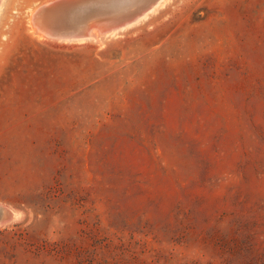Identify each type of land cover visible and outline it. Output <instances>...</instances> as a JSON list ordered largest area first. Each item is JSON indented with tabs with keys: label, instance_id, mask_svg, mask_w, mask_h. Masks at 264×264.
Returning a JSON list of instances; mask_svg holds the SVG:
<instances>
[{
	"label": "rangeland",
	"instance_id": "obj_1",
	"mask_svg": "<svg viewBox=\"0 0 264 264\" xmlns=\"http://www.w3.org/2000/svg\"><path fill=\"white\" fill-rule=\"evenodd\" d=\"M46 1L0 2V264H264V0L97 42L40 37Z\"/></svg>",
	"mask_w": 264,
	"mask_h": 264
},
{
	"label": "water",
	"instance_id": "obj_2",
	"mask_svg": "<svg viewBox=\"0 0 264 264\" xmlns=\"http://www.w3.org/2000/svg\"><path fill=\"white\" fill-rule=\"evenodd\" d=\"M160 0H49L32 13L35 30L59 41H88L114 35L140 19ZM148 2V3H147ZM14 212L0 204V222Z\"/></svg>",
	"mask_w": 264,
	"mask_h": 264
},
{
	"label": "bare ground",
	"instance_id": "obj_3",
	"mask_svg": "<svg viewBox=\"0 0 264 264\" xmlns=\"http://www.w3.org/2000/svg\"><path fill=\"white\" fill-rule=\"evenodd\" d=\"M147 1L149 2V0H147ZM163 1H164V0H163ZM0 2H1V0H0ZM148 2H147V3H148ZM159 4H160V3H159ZM152 5L155 6L156 4H154V3H149L148 6H147L148 11H149V7L152 6ZM150 8H151V7H150ZM148 11H147V12H148ZM147 12H146V13H147ZM146 13H145V14H146ZM145 14H144V15H145ZM144 15H143V16H144ZM138 20H139V19H138ZM138 20H137V21H138ZM36 33H38V32H36ZM38 35H39L40 37H43V38H44V36L40 35V33H39ZM99 39H100V38H99ZM99 39H94V40H96V42H97V40H99Z\"/></svg>",
	"mask_w": 264,
	"mask_h": 264
}]
</instances>
